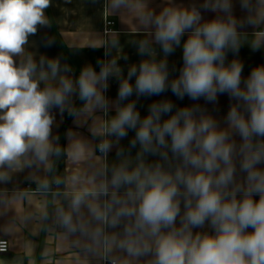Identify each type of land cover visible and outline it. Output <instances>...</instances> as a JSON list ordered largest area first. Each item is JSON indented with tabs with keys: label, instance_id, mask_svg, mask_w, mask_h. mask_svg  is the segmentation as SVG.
I'll return each instance as SVG.
<instances>
[{
	"label": "clouds",
	"instance_id": "9594fccd",
	"mask_svg": "<svg viewBox=\"0 0 264 264\" xmlns=\"http://www.w3.org/2000/svg\"><path fill=\"white\" fill-rule=\"evenodd\" d=\"M236 3L249 10V0H203L201 8L143 12L151 39L134 42L138 64L125 75L117 59H97L73 79L57 59L37 63L25 55L29 37L50 26L45 12L52 0H0V168L23 160L51 173L52 157L85 160V142L54 144L53 111L74 120L112 111L89 129L99 138V170L87 180L73 175L64 193L68 208L56 209L57 223L88 238L110 264H264V64L245 77L244 64L228 60L240 51ZM125 4L111 0L114 9ZM177 49L182 66L170 80L167 57ZM16 57L24 59L18 64ZM113 79L115 101L106 95ZM41 81L56 83L41 88ZM168 92L193 103L177 105ZM221 96L229 102L223 116L216 114ZM152 97L162 98L142 116L138 101ZM49 186L40 182L43 191Z\"/></svg>",
	"mask_w": 264,
	"mask_h": 264
},
{
	"label": "crops",
	"instance_id": "0c3cea01",
	"mask_svg": "<svg viewBox=\"0 0 264 264\" xmlns=\"http://www.w3.org/2000/svg\"><path fill=\"white\" fill-rule=\"evenodd\" d=\"M202 4L203 0H126L124 6L114 9L111 0H52L51 7L45 12L50 26L40 28L35 36L29 37L25 55L32 54L37 63L41 57L57 59L62 67L67 65L72 70L65 75L73 79L79 76L83 67H96L97 59L106 63L117 59L126 75L128 68L138 64L141 59L134 42L151 39V29L141 22V13L158 14L168 6L201 8ZM234 14L242 25L238 28L240 51L235 57L229 53L228 60H240L244 64L243 75L246 77L252 67L264 64V0H249L248 11H242L236 3ZM204 16L211 18L212 13L205 12ZM249 19L254 22L248 23ZM106 20L114 22L107 33ZM113 41L118 42L115 47L112 46ZM49 42L51 46H46ZM254 44L259 45L255 50ZM153 47L156 48L157 59H162L159 47ZM106 50H110V56H104ZM120 54L127 55L128 60L119 59ZM181 56V49H177L167 57L170 80L178 75L182 66ZM15 59L19 64L24 57ZM48 82L41 81V88ZM117 90V80L113 79L106 94L110 100L115 101ZM165 97L177 105L193 103L187 98L179 101L171 92L165 93ZM161 98H141L137 104L141 115L146 114L150 103ZM73 103L78 108L82 107L75 98ZM199 103L213 110L212 105H205L202 100ZM228 103V98L221 96L216 114L223 116ZM111 114L112 111L108 114L96 112L91 117L74 120L66 113L62 115L53 111L52 135L59 138L54 139L55 145L66 148L70 139H79L88 145L89 155L79 163L73 162L67 155H61L52 157L54 170L51 173L46 172L42 165H28L23 160L19 166L0 168V172L8 176L7 180H0V239L10 242V250L0 254V264H104L105 260L101 259L98 251L93 250L88 238L79 233H68L57 223L56 209L68 208L69 199L64 193L69 190L67 181L73 175L87 180L99 170L103 162L95 151L99 138H94L89 129L108 119ZM131 136L132 133H129ZM127 143V140L123 141L125 146ZM113 156L114 153L109 156V164L113 162ZM56 178L61 179L62 183L56 184ZM44 180L49 181L48 191L40 188V182ZM27 185H30L29 189ZM112 255L119 257L121 254L113 252Z\"/></svg>",
	"mask_w": 264,
	"mask_h": 264
},
{
	"label": "built area",
	"instance_id": "2783aa9c",
	"mask_svg": "<svg viewBox=\"0 0 264 264\" xmlns=\"http://www.w3.org/2000/svg\"><path fill=\"white\" fill-rule=\"evenodd\" d=\"M113 24H114L113 21L106 20V22H105V33H107L110 30V26L113 25ZM29 188H30V185H27V189H29ZM0 241L5 242V244H6V251L0 252V254L7 253L10 250V242H9V240H7V239H0ZM104 264H110V262H108V261L105 260Z\"/></svg>",
	"mask_w": 264,
	"mask_h": 264
}]
</instances>
